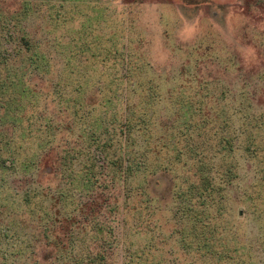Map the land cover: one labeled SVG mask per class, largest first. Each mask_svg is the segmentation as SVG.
<instances>
[{
  "label": "rangeland",
  "instance_id": "374dc122",
  "mask_svg": "<svg viewBox=\"0 0 264 264\" xmlns=\"http://www.w3.org/2000/svg\"><path fill=\"white\" fill-rule=\"evenodd\" d=\"M0 264H264V0H0Z\"/></svg>",
  "mask_w": 264,
  "mask_h": 264
}]
</instances>
